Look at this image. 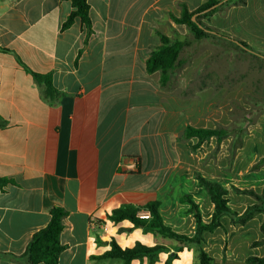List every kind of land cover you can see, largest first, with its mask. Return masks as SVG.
I'll list each match as a JSON object with an SVG mask.
<instances>
[{"label":"crops","instance_id":"0c3cea01","mask_svg":"<svg viewBox=\"0 0 264 264\" xmlns=\"http://www.w3.org/2000/svg\"><path fill=\"white\" fill-rule=\"evenodd\" d=\"M87 1L91 33L79 18L63 29L73 11L69 0H0V179L8 181L0 187V253L24 254L32 236L49 223L52 209L61 207L68 214L58 264H123L99 258L112 240L122 248L138 242L168 248L131 264H166L172 256L170 264H200L196 243L173 242L129 221L115 223L109 215L121 206L158 202L164 224L193 237L197 222L182 202L190 194L203 222L212 220L214 204L194 177L204 144L194 153L198 139H184L188 126L212 128L199 126L197 97L195 107L184 105L193 99L183 97L189 84L184 70L191 67L171 74L165 84L160 71L147 70L161 34L193 38L171 15L180 17L184 6L194 11L206 0ZM205 22L264 54V0L226 6ZM203 40L240 50L230 40ZM18 58L33 72L51 74L62 95L58 101L44 98L43 86ZM188 91L198 94V88ZM203 111L207 123L213 108ZM263 170L252 176L257 178L249 189H239L261 193ZM200 174L228 190L235 212L256 203L229 187L231 177L225 183ZM227 174H235V168ZM263 221V214L245 225L225 216L222 227L202 235L200 247L213 264H248L250 256L264 257L245 252L264 251L263 244L253 245L264 240ZM253 231L259 234L245 240ZM0 264L24 263L0 256Z\"/></svg>","mask_w":264,"mask_h":264},{"label":"trees","instance_id":"16d2710c","mask_svg":"<svg viewBox=\"0 0 264 264\" xmlns=\"http://www.w3.org/2000/svg\"><path fill=\"white\" fill-rule=\"evenodd\" d=\"M72 3L73 11L63 24V29L69 28L74 21L79 18L88 32L91 33L92 24L90 19V6L87 0H69ZM246 0H206L199 8L194 11L184 6L180 17L171 15L175 23L186 25L193 39L202 40L206 38H220L227 39L235 43L239 48L249 52L255 57L264 58V54L255 51L247 43L231 38L225 33L206 24V20H210L216 12L231 5L245 4ZM162 44L150 56L147 61V70L149 72L160 71L162 73V83L165 84L171 74L180 70L184 65V60L181 59V53L185 46L190 41L187 40H172L169 37L161 34ZM19 63L28 71L36 82L43 86V96L50 102L55 103L62 96L61 93L54 87L51 74H41L31 71L19 58ZM0 120L1 119L0 117ZM231 132L222 128H197L188 126L184 131V139L197 138L198 142L194 148H199L202 144L212 138H216L218 143H221L225 138L230 136ZM264 165V158H262L256 165V168ZM195 178L198 180L199 187L203 188L209 195L214 204V213L210 223H204L201 216L199 206L193 200L192 195L186 194L182 202L189 204V212L192 213L197 222L196 234L189 237L184 234H179L173 231L169 226L165 225L163 218L159 211V203L152 202L142 207H134L130 205L121 206L115 209L110 215L109 219L115 223L122 221H129L136 227H143L146 231H157L170 239L176 240L185 245L196 243L198 249V259L200 264H213V258L201 249L200 243L202 235L205 232H214L217 228L222 227V218L228 216L234 224L245 225L255 216L259 214L264 215V188L261 193L254 190L237 189L238 193L246 194L253 197L256 203L248 206L246 210L239 214L231 209L226 198L228 190L217 181L209 180L203 177L200 173H195ZM8 181L0 179V187H3ZM140 212H148L149 219H141ZM67 211L61 207H54L50 214V221L46 227L37 231L30 240L26 251L21 256L13 254H1L0 256L14 261H22L24 264H58L59 256L65 249V246L60 241V235L63 230V220L67 216ZM261 231L264 234V221L261 225ZM259 243L255 242L253 245L257 246ZM168 248L163 245L147 246L140 242L136 243L134 247L122 248L115 240L111 242V249L100 256L99 258L120 259L123 264H131L133 260L143 257L154 259L162 252H167ZM174 256L169 258L166 264H170ZM248 264H264V257L250 256L247 261Z\"/></svg>","mask_w":264,"mask_h":264},{"label":"rangeland","instance_id":"374dc122","mask_svg":"<svg viewBox=\"0 0 264 264\" xmlns=\"http://www.w3.org/2000/svg\"><path fill=\"white\" fill-rule=\"evenodd\" d=\"M183 40L190 43L181 53L185 62L182 68L191 67L184 70V83L188 81L189 84L183 97L184 100L193 98L191 101H185L184 105L192 102L194 106V98L197 97L199 126L206 124L208 127L227 129L231 132L221 143H218L216 138L204 143L198 151L199 167L195 173L216 177L225 183L226 179L231 177L229 187L236 194H241L235 188L249 189L257 178L252 176L264 169V165L256 168L264 158V58L255 57L241 48L240 51L227 43L193 38ZM194 66L199 69L194 71ZM195 88H198V94L194 91L188 93V90ZM206 106L213 108V116L208 117L207 123L201 120L206 116L203 111ZM210 111L209 109V114ZM192 152H197L194 146ZM234 168L235 174H227ZM260 182L264 184V175ZM142 213L146 212H140ZM258 234L259 232L254 231L246 233L245 240L255 238ZM258 243L264 245V240ZM245 252L257 256L264 254L260 249L252 252L247 248ZM231 264L246 263L238 261Z\"/></svg>","mask_w":264,"mask_h":264},{"label":"built area","instance_id":"2783aa9c","mask_svg":"<svg viewBox=\"0 0 264 264\" xmlns=\"http://www.w3.org/2000/svg\"><path fill=\"white\" fill-rule=\"evenodd\" d=\"M139 217H140L141 219H149L150 214H149L148 212H146V213H142V214H139ZM105 230H107V229L105 228Z\"/></svg>","mask_w":264,"mask_h":264}]
</instances>
